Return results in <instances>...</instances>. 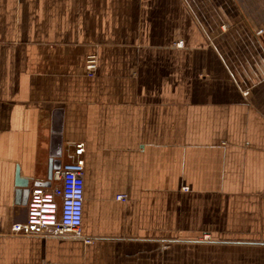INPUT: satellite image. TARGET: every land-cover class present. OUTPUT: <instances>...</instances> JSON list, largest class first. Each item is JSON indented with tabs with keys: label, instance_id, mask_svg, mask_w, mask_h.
I'll return each instance as SVG.
<instances>
[{
	"label": "crops",
	"instance_id": "0c3cea01",
	"mask_svg": "<svg viewBox=\"0 0 264 264\" xmlns=\"http://www.w3.org/2000/svg\"><path fill=\"white\" fill-rule=\"evenodd\" d=\"M59 121L80 236L12 235ZM0 264H264V0H0Z\"/></svg>",
	"mask_w": 264,
	"mask_h": 264
},
{
	"label": "built area",
	"instance_id": "2783aa9c",
	"mask_svg": "<svg viewBox=\"0 0 264 264\" xmlns=\"http://www.w3.org/2000/svg\"><path fill=\"white\" fill-rule=\"evenodd\" d=\"M178 45L182 46V43ZM96 68L97 58L90 55L86 61L87 75H94ZM84 152V143L76 144V160L53 171L52 179L58 183L31 189L26 219L12 225V235L43 238L80 236L84 207ZM125 197L121 194L117 199Z\"/></svg>",
	"mask_w": 264,
	"mask_h": 264
},
{
	"label": "water",
	"instance_id": "95a60500",
	"mask_svg": "<svg viewBox=\"0 0 264 264\" xmlns=\"http://www.w3.org/2000/svg\"><path fill=\"white\" fill-rule=\"evenodd\" d=\"M56 126L53 129V134H52V153H51V158H50V163H49V169H48V181L46 183H39L42 186H50V181L52 179L53 171L60 169L62 166V141H61V121L55 124ZM17 185L20 188H23L25 192L30 193V190L28 189V185L26 181L17 178Z\"/></svg>",
	"mask_w": 264,
	"mask_h": 264
}]
</instances>
